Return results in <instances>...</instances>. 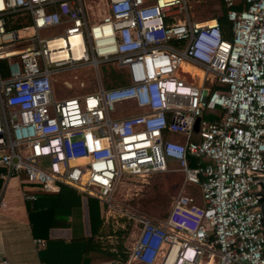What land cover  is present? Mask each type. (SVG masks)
<instances>
[{
    "label": "built area",
    "instance_id": "built-area-1",
    "mask_svg": "<svg viewBox=\"0 0 264 264\" xmlns=\"http://www.w3.org/2000/svg\"><path fill=\"white\" fill-rule=\"evenodd\" d=\"M100 1L95 18L90 1L0 0L2 180L29 202L27 185L96 199L133 230L123 264H264V0H220L228 38L187 0ZM86 66L122 83L56 97L58 75ZM168 169L182 181L164 218L113 200L122 176Z\"/></svg>",
    "mask_w": 264,
    "mask_h": 264
},
{
    "label": "crops",
    "instance_id": "crops-1",
    "mask_svg": "<svg viewBox=\"0 0 264 264\" xmlns=\"http://www.w3.org/2000/svg\"><path fill=\"white\" fill-rule=\"evenodd\" d=\"M2 171L0 168V264H123L130 240H114V233L103 229L99 206V223L94 221L89 214V197L67 186L47 193L37 185H27L26 190L37 198L29 202L22 198L19 181L14 177L2 180ZM190 190L195 187L190 186ZM48 205L51 223L36 235L30 211L36 206L47 209ZM128 229L133 231L127 227L116 235L120 237ZM36 239L41 241L36 243Z\"/></svg>",
    "mask_w": 264,
    "mask_h": 264
},
{
    "label": "rangeland",
    "instance_id": "rangeland-1",
    "mask_svg": "<svg viewBox=\"0 0 264 264\" xmlns=\"http://www.w3.org/2000/svg\"><path fill=\"white\" fill-rule=\"evenodd\" d=\"M85 5L90 1L91 9L95 18L99 17L105 10L100 0H82ZM96 2V3H95ZM190 5V14L193 20H203L209 17L218 15L221 12L220 0H187ZM87 11V10H86ZM44 34V33H42ZM4 61L0 62L2 65ZM183 69H190L200 75V72L191 66L183 65ZM115 71H107L104 68L93 70L86 66L83 68L66 70L60 73L53 82L52 87L56 97L62 98L66 96H79L87 92L95 91L101 84L104 87L122 83V79L118 77ZM195 81L197 76L194 77ZM62 80H66L70 85H62ZM176 136L178 135H171ZM203 163L208 160H201ZM169 168L174 167L168 166ZM182 181V173L177 170L170 169L153 173L147 176H132L125 175L120 178L116 184L111 196L115 203L122 206L130 207L131 209L143 212L153 218H163L169 208L170 202L179 189ZM187 188V186H185ZM103 229L114 233V240L122 239V242L131 241V232L128 229L126 234L116 235L119 232V227H115L112 223L106 221ZM125 230V229H124ZM127 246L129 245L126 243Z\"/></svg>",
    "mask_w": 264,
    "mask_h": 264
},
{
    "label": "trees",
    "instance_id": "trees-1",
    "mask_svg": "<svg viewBox=\"0 0 264 264\" xmlns=\"http://www.w3.org/2000/svg\"><path fill=\"white\" fill-rule=\"evenodd\" d=\"M241 5L238 4L236 6V8H239ZM225 8L223 7V5L221 6V12L216 15L213 16L216 18L219 27L221 29L222 32V36L225 38H228L230 36V22L227 20L226 15H225ZM208 118H210V115H207ZM195 160L193 158L189 159V165L192 166L194 165ZM51 199L54 200L55 196L54 195H50ZM37 199V198H36ZM38 207L40 206H36L33 208V212L30 211V221L31 224L33 226V231L34 234H38L39 230H41L43 228V231H45V229L47 228V226L51 223V216L52 214L50 213V206H47V209H42L41 207L38 210ZM88 209H90L89 214H91L92 217H94V221H96L97 223H99L98 220V203L96 201V199L93 198H88ZM91 210L93 213H91ZM43 225V226H42Z\"/></svg>",
    "mask_w": 264,
    "mask_h": 264
},
{
    "label": "bare ground",
    "instance_id": "bare-ground-1",
    "mask_svg": "<svg viewBox=\"0 0 264 264\" xmlns=\"http://www.w3.org/2000/svg\"><path fill=\"white\" fill-rule=\"evenodd\" d=\"M69 41H70V45L71 46H74V52H73V56H77L79 54V49L77 48V44L79 43V37H72V38H69ZM52 44H60V40H54V42H52ZM65 55V52H59L58 56H64Z\"/></svg>",
    "mask_w": 264,
    "mask_h": 264
},
{
    "label": "flooded vegetation",
    "instance_id": "flooded-vegetation-1",
    "mask_svg": "<svg viewBox=\"0 0 264 264\" xmlns=\"http://www.w3.org/2000/svg\"><path fill=\"white\" fill-rule=\"evenodd\" d=\"M259 212L261 216V224L264 234V188L262 189V192L260 193V197H259Z\"/></svg>",
    "mask_w": 264,
    "mask_h": 264
},
{
    "label": "water",
    "instance_id": "water-1",
    "mask_svg": "<svg viewBox=\"0 0 264 264\" xmlns=\"http://www.w3.org/2000/svg\"><path fill=\"white\" fill-rule=\"evenodd\" d=\"M194 130H196V125L194 126Z\"/></svg>",
    "mask_w": 264,
    "mask_h": 264
}]
</instances>
